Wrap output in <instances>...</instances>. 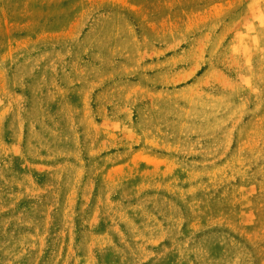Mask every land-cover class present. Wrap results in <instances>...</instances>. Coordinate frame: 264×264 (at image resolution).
Returning a JSON list of instances; mask_svg holds the SVG:
<instances>
[{
	"label": "rangeland",
	"instance_id": "rangeland-1",
	"mask_svg": "<svg viewBox=\"0 0 264 264\" xmlns=\"http://www.w3.org/2000/svg\"><path fill=\"white\" fill-rule=\"evenodd\" d=\"M0 264H264V0H0Z\"/></svg>",
	"mask_w": 264,
	"mask_h": 264
}]
</instances>
